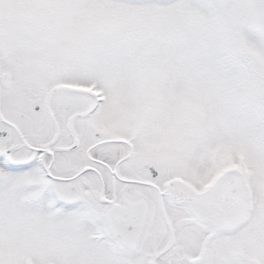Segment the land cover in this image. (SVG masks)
<instances>
[{
  "label": "snow or ice",
  "instance_id": "1",
  "mask_svg": "<svg viewBox=\"0 0 264 264\" xmlns=\"http://www.w3.org/2000/svg\"><path fill=\"white\" fill-rule=\"evenodd\" d=\"M0 264H264V0H0Z\"/></svg>",
  "mask_w": 264,
  "mask_h": 264
}]
</instances>
